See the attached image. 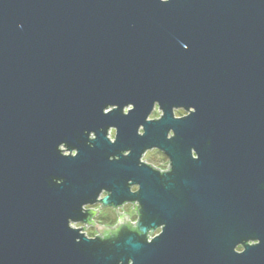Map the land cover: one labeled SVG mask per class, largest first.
<instances>
[{
  "label": "water",
  "instance_id": "water-1",
  "mask_svg": "<svg viewBox=\"0 0 264 264\" xmlns=\"http://www.w3.org/2000/svg\"><path fill=\"white\" fill-rule=\"evenodd\" d=\"M130 262L264 264V0H0V264Z\"/></svg>",
  "mask_w": 264,
  "mask_h": 264
},
{
  "label": "clouds",
  "instance_id": "clouds-1",
  "mask_svg": "<svg viewBox=\"0 0 264 264\" xmlns=\"http://www.w3.org/2000/svg\"><path fill=\"white\" fill-rule=\"evenodd\" d=\"M129 107H131V105ZM128 110H129V108H125V110H124L125 114H127ZM161 114H162L161 109L157 106L156 110L151 113L150 118H158L161 116ZM185 114L186 113H185V110L183 108H179V109L175 110L176 116L182 117ZM142 131H143V127L141 126V132ZM169 135L171 136L172 133H169ZM109 136L113 140L115 139V136H116V128L115 127H112L110 129ZM125 154H127V153H125ZM164 160H165V163H164L163 167L167 168L168 167V163H167L168 158L164 157ZM133 190H135V188ZM105 194H107V193H105ZM88 207H93V210H95V208H99L100 205H95V206L89 205ZM125 208L128 211L129 216L132 217L131 221H126L125 223H127L128 227L130 229L135 230L136 229V216H137L136 204H135V202H133L130 205L126 204ZM110 211H112V210L105 209V214H108ZM77 226H79V225H77ZM84 227H85V231L87 232V235L89 238H95L97 235L101 236L102 238H107L111 234L117 233L119 231L120 224L117 221L110 220L106 225L107 231L102 232V233L98 232V230L95 227H91V226H87V225ZM161 231H162L161 228H156V230L154 232H149V234H148L149 243L152 241L153 238L156 237L157 234L161 233ZM249 243L252 245H255V244L259 243V241H258V239H254V240L249 241ZM235 252L236 253H243L244 248L242 246H237L235 248ZM130 264H131V262H130Z\"/></svg>",
  "mask_w": 264,
  "mask_h": 264
},
{
  "label": "flooded vegetation",
  "instance_id": "flooded-vegetation-1",
  "mask_svg": "<svg viewBox=\"0 0 264 264\" xmlns=\"http://www.w3.org/2000/svg\"><path fill=\"white\" fill-rule=\"evenodd\" d=\"M126 108H129V110H131V109H133V106L131 105V107H126ZM157 108V106L155 107V109ZM113 109V107H110L108 110H106V112H108V111H110V110H112ZM154 109V110H155ZM125 110V109H124ZM129 110H128V112H129ZM176 110V109H175ZM186 112H187V114L186 115H184V116H187L188 114H189V111H187V110H185ZM127 112V113H128ZM154 112V111H153ZM124 113H125V111H124ZM151 116V115H150ZM176 116V115H175ZM161 117V116H160ZM159 117V118H160ZM177 118H180L179 116H176ZM183 117V116H182ZM153 119H157V118H150L149 117V120H153ZM112 128V127H111ZM110 128V129H111ZM109 132H110V130H109ZM144 133V129H143V131L141 132V127H140V129H139V134H143ZM116 135H117V129H116ZM172 135H173V133H172ZM92 137H94V135H92ZM108 137L110 138V136H109V134H108ZM115 139H116V136H115ZM115 139L113 140L112 138H110V140L111 141H115ZM151 152H156V153H158V154H160L161 156H162V158L164 159V157H167L168 158V168L167 169H164V170H160V169H158V170H160V171H168V170H170L171 169V164H170V158L164 153V152H162L161 150H159L158 148H153V149H147L144 153H143V156H142V158H141V161L142 162H145L146 164H148V165H151V166H153L154 168H156L157 169V167H156V165L155 164H153V160H150L149 162H147V161H145L144 160V157H145V155H147V154H150ZM69 152L68 151H66V154H68ZM125 153H127V154H125V155H128L129 153H130V151H127V152H125ZM73 154H76V151H74L73 152ZM193 157L194 158H197L198 157V154H197V152L195 151V150H193ZM165 161V160H164ZM135 188V190H133ZM138 186H136V185H134V186H132V191L133 192H135V191H137L138 190ZM106 192L104 191L103 192V194L101 195V197H103V196H105L106 194H105ZM128 204H131V203H128ZM126 204H124L123 206H121V207H119V208H115V207H103L102 205H101V208L102 209H105V208H111L112 209V212H113V214H118V211L121 209V208H123L124 206H125ZM86 209H89L91 212H93L94 213V217L92 218V220H93V222H94V224H88L87 226H91V227H95L96 229H97V227H96V225L95 224H99V222H96L95 220L96 219H99L101 216H100V210H97L96 208H95V210H93V207H86ZM136 211H137V204H136ZM102 218V217H101ZM110 220H112V218L110 219ZM137 220V219H136ZM113 221V220H112ZM117 222H119V224L121 223V221H120V218L118 217V219H117ZM104 225V224H103ZM107 225V224H106ZM106 225H104V226H106ZM84 226H86V225H84ZM85 228V227H84ZM99 232V231H98ZM98 236V235H97Z\"/></svg>",
  "mask_w": 264,
  "mask_h": 264
},
{
  "label": "rangeland",
  "instance_id": "rangeland-1",
  "mask_svg": "<svg viewBox=\"0 0 264 264\" xmlns=\"http://www.w3.org/2000/svg\"><path fill=\"white\" fill-rule=\"evenodd\" d=\"M161 113H162V111H161ZM185 113L187 114L186 111H185ZM144 160L147 161V162H149L150 160H153V164H155L157 168H160V170L161 169L164 170V169H167L168 168V167L167 168L163 167L165 161L162 158V156L160 154L156 153V152H151L150 154L145 155ZM97 205H100V207L99 208H96V209L97 210H100V216L102 218L100 217L99 219H96L95 220L96 222H99L100 225H103V224L106 225L110 221L111 218H112L113 221H117V219L119 217V214H113L112 211H110L108 214H105V209H110V210H112V209L111 208L102 209L101 208V204H97ZM123 211H124L125 214H128V211L126 210L125 206L119 210V212H123ZM128 218L131 221L132 217L129 216ZM136 219H137V216H136ZM77 225H79V226H77ZM73 226L76 227V228L84 227V225L83 224H80V223L74 224ZM83 232H85V234L87 235V232L85 231V229L83 230Z\"/></svg>",
  "mask_w": 264,
  "mask_h": 264
}]
</instances>
